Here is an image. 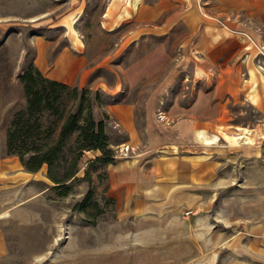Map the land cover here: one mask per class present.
<instances>
[{"label": "rangeland", "instance_id": "1", "mask_svg": "<svg viewBox=\"0 0 264 264\" xmlns=\"http://www.w3.org/2000/svg\"><path fill=\"white\" fill-rule=\"evenodd\" d=\"M106 2L0 0V156L8 154V131L15 113L27 107L21 75L35 63L37 36L49 41L51 53L67 45L79 48L93 70L87 90L69 85L50 91L52 98H58L54 101L58 111L44 110L43 139L38 143H54L61 125L58 117L82 108L84 114L91 112L96 120L105 121L115 153L114 161L107 163L100 159L101 151H85L77 177L69 183L71 190L64 195L52 187L46 164L36 172L28 170L31 173L25 176H16L15 171L1 173L0 264H200L198 257L204 249L206 264H247L244 229L247 217L262 210L264 173L247 175L244 155L232 158L227 152L222 161L215 162L217 152L211 151L207 180L188 186L187 203L170 210L166 204L165 213L158 216L138 215L130 208L132 202L112 196L117 172L131 179L136 175L144 179L152 172L161 178L162 167H177L173 157L179 149L171 147V142L189 140L172 137L167 116L183 114L198 88H207V82L194 80L191 61L183 69L176 50L178 38L141 39L136 45L125 43L124 49H119L127 26L112 32L103 28L101 14ZM72 33L75 38H70ZM162 41L169 54H147ZM140 59L147 70L138 79L134 66ZM225 107V128L230 136L225 135L224 142L217 139L213 145L240 143L242 139L232 136L234 125L247 126L261 117L248 102L229 100ZM112 114H137V146L130 144L128 131ZM51 130L52 136H47ZM247 176L260 182H248ZM187 208L194 209L193 218L203 211L212 221V225L206 224V248L192 241L189 246L178 247L169 243L176 240L182 244L189 233L202 228L184 224V215L190 213L184 212ZM215 235L222 238L217 255ZM234 237L244 241L234 245L230 243Z\"/></svg>", "mask_w": 264, "mask_h": 264}, {"label": "crops", "instance_id": "2", "mask_svg": "<svg viewBox=\"0 0 264 264\" xmlns=\"http://www.w3.org/2000/svg\"><path fill=\"white\" fill-rule=\"evenodd\" d=\"M101 22L108 32L118 30L124 24L127 26L118 43L121 50L125 43L133 42L136 45L141 39H180L176 50L181 54L183 69L191 61L194 80L207 82V88H198L192 103L184 108L183 114L176 118L174 114L167 116L169 129L174 131L172 137L177 135L189 140L171 142L170 146L180 151L173 157L177 167H162L161 178L152 172L147 178H138L136 175L131 179L117 172L111 189L114 198L132 202L130 208L138 215L152 216L164 214L168 205L172 207L168 208L170 210L187 203L190 198L188 186L207 180V157L211 151L217 152L215 162L222 161L227 152L232 158L244 155L248 162L247 175L255 171L264 173V0H107ZM70 38H75L74 33ZM35 39V64L45 76L81 87L90 84L93 70L83 51L67 45L51 53L48 40L43 36ZM153 53L169 54L168 46L162 41L147 54ZM142 63L140 59L134 66L138 79L147 70ZM229 100L248 102L261 113V117L247 126L234 125L232 132L235 133L232 136L242 139L240 143L235 141L225 143L224 146L220 143L213 145L217 139L224 142L225 135L230 136L225 128L228 123L224 122L225 105ZM112 115L128 131L130 144L137 146V114ZM189 151L192 153L188 154ZM164 161L168 164V160ZM14 171L16 176L31 173L25 169L18 156L1 155L0 174ZM249 177L248 182H260V179ZM160 179L165 181L159 182ZM261 180L264 181V178ZM156 185H159L158 191L155 190ZM196 194L201 195V192ZM157 198L160 201L154 200ZM164 199L171 201H162ZM261 201V212L246 219V238L243 244L247 264H264V193ZM186 210L190 213L184 215V224L202 225V228L197 229L198 233H189L190 237L183 239L182 244L176 240L169 243L178 247L189 246L192 241L206 248V224L212 225V221L207 220L208 214L203 211L193 218L191 213L194 209L187 208L184 212ZM241 240L244 241L234 237L230 243L237 245L242 243L239 242ZM214 241L217 255V248L222 246V238L216 237ZM205 251L198 257L200 264L207 262Z\"/></svg>", "mask_w": 264, "mask_h": 264}, {"label": "trees", "instance_id": "3", "mask_svg": "<svg viewBox=\"0 0 264 264\" xmlns=\"http://www.w3.org/2000/svg\"><path fill=\"white\" fill-rule=\"evenodd\" d=\"M21 80L27 96V107L17 111L11 122L8 155L19 156L25 169L31 172L40 170L46 164L48 177L53 181L52 187L59 189L62 195L70 192L69 183L77 177L79 162L85 151L99 150L102 152L100 159L107 163L114 161L115 153L110 147L105 121L96 120L91 112L84 114L82 108L58 117L61 125L54 143H38L43 139L44 110L58 111L54 106L58 98H52L50 91H58L59 87L68 88L70 84L45 76L35 63L24 70ZM77 88L73 89L76 91ZM82 89L87 90L86 87ZM52 133L53 130L46 135L52 136Z\"/></svg>", "mask_w": 264, "mask_h": 264}]
</instances>
